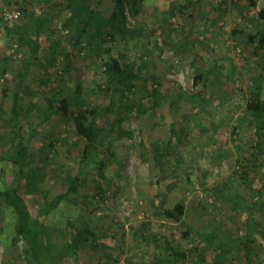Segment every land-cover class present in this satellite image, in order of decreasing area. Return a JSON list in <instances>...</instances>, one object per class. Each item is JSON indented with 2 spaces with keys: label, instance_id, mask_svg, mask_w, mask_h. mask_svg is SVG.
<instances>
[{
  "label": "rangeland",
  "instance_id": "1",
  "mask_svg": "<svg viewBox=\"0 0 264 264\" xmlns=\"http://www.w3.org/2000/svg\"><path fill=\"white\" fill-rule=\"evenodd\" d=\"M173 3L186 7L172 9ZM13 8H19L21 16L8 21L3 12ZM114 8L112 0H98L84 12L91 36L100 39V53L90 36L75 42L74 22L65 26L72 17L68 0H0V56L20 66L31 50L19 34L27 31L37 37L40 22L42 50L47 54L52 47L68 49L74 67L64 72L60 57L50 66L53 75L47 83L74 86L81 82V104L93 105L98 97L107 105L97 94L102 58L108 55L105 49L126 54L141 70L136 81V99L142 103L138 112H126L122 123L110 113L100 116L98 158H106L103 177L94 165L84 166L80 175L86 174L87 180L76 199L62 201L45 215H41L42 194L26 191L23 178L16 182L33 215L44 219L50 231L49 245L54 250L64 247L78 232L69 223L76 224L83 214L96 231L95 240L78 250L85 264H173L161 246L162 239H154L155 233L170 235L176 245L190 249L184 264H205L213 252L187 225L168 219L164 208L182 201L187 207L185 223L242 238L247 235V211L241 205L245 202L258 207L256 228L225 264H264V206L257 204L259 195L250 188L251 184L255 190L264 185V148L256 145L255 123L246 110L255 77L261 75L264 99V46L259 54L254 53L247 37L256 28L264 29V18L259 17L264 0H258L257 7L248 0H143L136 14L126 10L129 30L124 33L111 27ZM111 31L113 38L108 35ZM198 69L204 75L197 84ZM44 79L43 68L33 63L26 79L32 91L22 94L23 105L43 104ZM14 80L12 73L6 79L0 77L1 86L7 87L5 96L0 91L4 113L12 105ZM156 89L160 90L157 105L149 94ZM29 124L26 116L22 122L26 137L30 136ZM0 131V184L4 185L1 172L10 170L3 159L5 143L15 134L3 119ZM170 139L167 153L159 155L160 166L154 156L155 143L165 145ZM65 143L78 145L80 139L58 115L37 127L31 137L32 154L46 169L42 186L50 191L49 203L61 192L66 176L75 174L76 161ZM5 178L10 182L12 173L7 171ZM0 202V264H35L28 262L26 240L13 242L15 213L4 200ZM62 264L76 263L69 259Z\"/></svg>",
  "mask_w": 264,
  "mask_h": 264
},
{
  "label": "trees",
  "instance_id": "2",
  "mask_svg": "<svg viewBox=\"0 0 264 264\" xmlns=\"http://www.w3.org/2000/svg\"><path fill=\"white\" fill-rule=\"evenodd\" d=\"M98 0H68V8L71 13V18L65 22V26H71V22H74L75 32L73 37L76 38L75 42H80L81 37L90 36V39L96 43L98 51L101 53L99 46L100 39H93L90 34V24L86 21L84 14L90 5ZM114 2V11L109 17L111 27L120 32H127L126 28L127 15L126 10L130 14L134 15L142 8L143 0H112ZM249 4L253 7L258 6V0H248ZM185 8V5H179L173 3L172 9ZM87 9V10H86ZM259 17L264 18V9L259 11ZM40 22L37 27V37H31L26 32V35L20 33L19 38L21 41L30 44V54L24 59L22 64L18 67L13 66L7 56H0V77H7L8 73H12L14 76L15 90L12 96V105L9 112L4 113L0 107V119L4 120V123L10 127L15 136L8 140L5 145L7 146V153L3 156L4 160L9 162L10 170H4L1 172L3 177V184H0V201L4 200L8 206H10L15 213V234L13 236V242L21 238L26 240V254L29 259L28 262H34L35 264H62L66 260H73L76 264H85L78 256V250L89 244L92 240H95L96 231L92 228L90 221L85 215L81 214L76 218L77 223H69L71 226H77L78 232L72 236L71 239L65 242L64 247H60L56 250L49 245L50 231L46 228V224L41 215L46 214V210H50L53 207L58 206L64 200H74L77 197V193L86 182V174H82L84 166H92L100 170L99 174L103 177L104 172L101 170L105 164L104 158H98L100 144H102L101 129L99 120L100 116L105 113H110L114 116V119L122 123L125 113L132 111L133 109H139V105H142L140 101L136 99L138 91L136 81L140 79V68L135 60H129V57L123 53H114L111 49H105L107 56L102 58V75L101 79L97 82L98 96L103 97L107 101V105H102L98 97L94 99L93 105H84L80 103L81 96L83 95L82 83L79 82L74 86L66 85H49L47 82L51 79L52 75L49 71L51 65H55L59 58H63L64 72H71L73 62L71 54L68 49L64 48L61 51L56 48L46 54L42 50V46L39 41L41 34ZM114 37V33L108 34ZM248 43L252 47V51L256 54L260 53V47L264 46V29L256 28L254 32H248ZM90 40H88V43ZM93 43V44H94ZM43 54L42 56V53ZM36 63L43 68L47 79H44L45 95L44 102L40 104L36 101H31L30 105H23L22 94L24 92H31L32 87L26 83V79L30 73L31 66ZM258 71V70H257ZM259 72V71H258ZM261 74V73H259ZM203 72L198 69L195 82L198 84L203 78ZM254 89L251 90L250 96L247 101L246 110L249 114L250 122L255 123L256 129V145L259 148H264V99L262 93L263 77H255ZM7 87L4 88L0 83V91L2 96L7 94ZM159 89L153 90L149 94L155 98V105L159 104ZM201 96V92L198 94ZM118 100V104H116ZM2 100L0 101V103ZM144 108V106H142ZM145 109V108H144ZM146 110V109H145ZM54 115L70 123L72 130L77 134L80 139L78 145L71 143H65L67 151L73 154L76 165L74 167L75 174L71 178L66 176V182H63L62 190L57 194L52 202H48V196L50 191L42 186V183L46 177V169L44 165L36 162V157L32 154L30 149L31 137L34 136L37 127L48 122ZM28 116L30 119V136L26 137L22 132V122L24 118ZM35 119V121H33ZM119 125V124H118ZM236 129L237 126L235 125ZM121 132H126L119 125ZM128 133V131H127ZM1 134V131H0ZM100 143V144H99ZM172 139H170L165 145L163 143H155L156 148L154 150V156L157 162L162 166L159 155L166 154ZM79 170V171H78ZM7 171H10L13 175V179L8 182L5 178ZM82 176V177H81ZM23 178L25 180L26 191L29 193L42 194L44 202L41 205V215H33L31 208L28 205L24 194L17 187L16 182L18 179ZM159 181V180H158ZM97 182V187L102 189ZM158 187V184H157ZM250 188L259 195L260 198L257 204L264 206V185L262 187L254 189L251 184ZM1 204V202H0ZM164 202L161 201V205ZM246 207L247 211V225L246 234H253L255 230V214L258 207L250 204H241ZM186 204L182 201H178L172 207L164 208V215L178 223H183L192 229L194 236H196L201 243L207 245L208 249L213 252L212 259L205 261V264H225L227 257L234 251L237 245L245 243L247 235L239 238L237 235H225L223 236L216 229L212 228H199L193 227L189 223H185L184 218L186 215ZM43 213V214H42ZM189 231L186 232V234ZM155 240L158 237L162 239L161 246L169 256L172 257L173 264H184L189 259L190 249H183L176 245L175 239L170 235H162V233H155L153 235ZM134 264V263H132Z\"/></svg>",
  "mask_w": 264,
  "mask_h": 264
},
{
  "label": "built area",
  "instance_id": "3",
  "mask_svg": "<svg viewBox=\"0 0 264 264\" xmlns=\"http://www.w3.org/2000/svg\"><path fill=\"white\" fill-rule=\"evenodd\" d=\"M21 10L19 8L5 9L3 16L8 21H15L21 16Z\"/></svg>",
  "mask_w": 264,
  "mask_h": 264
}]
</instances>
